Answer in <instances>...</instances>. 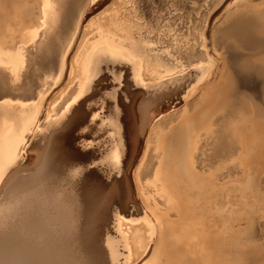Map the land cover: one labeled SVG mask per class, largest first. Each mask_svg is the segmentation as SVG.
Returning a JSON list of instances; mask_svg holds the SVG:
<instances>
[{"label":"bare ground","instance_id":"obj_1","mask_svg":"<svg viewBox=\"0 0 264 264\" xmlns=\"http://www.w3.org/2000/svg\"><path fill=\"white\" fill-rule=\"evenodd\" d=\"M103 1L97 5L101 7ZM117 1L120 5L127 3L125 0ZM205 1H198V8L203 7ZM150 2L157 3L156 0ZM45 3L49 7H44ZM84 5L85 0H59L57 12L53 0H0V40L4 44V47L0 48V97L20 101L19 105L0 103V264H119L126 257L125 251L131 247L139 250L135 251L132 263L129 261L130 264H135V261L139 262L144 256L141 250L148 248L152 243L150 256L140 264H177L178 260V264H264V238L261 236L259 223L255 220L248 231L256 240L244 246L241 258L232 262L219 254L207 255L206 250L202 252L205 253L202 257L191 258L195 254L192 250L201 245L203 235L195 225L182 222L183 218L174 224L179 231L167 230L161 222L159 227L156 226V230L155 223L147 221V237L139 231L133 232L129 237L119 235L118 232L114 234L115 228L111 233L104 231L106 219L111 216L116 205H121L123 210H126L130 203L133 208L135 205L138 207V201L120 166L126 150L119 125V109L115 107L116 110L102 120L101 124H91L92 110L115 98V91H110L105 86L109 84V77L114 75L113 72L109 71L100 80H96L100 69L99 61H104L105 68L109 67L108 61L113 58H127L131 61L130 71L122 74L124 89L133 99L141 67L144 66L149 70V75L155 76L177 68L169 53L160 54L162 49L142 45L143 41L155 42L156 37H139L138 42L128 44L111 37L106 39L107 32L128 38V32L136 31V16L122 24L123 28L129 26L131 29H103L102 33L95 35L91 43L85 46L80 56L70 57V73L64 77L61 90L57 93L71 89L66 97L72 99L83 88L85 94L66 115H59V118L52 121L49 134L45 138L35 140L41 134V131L37 132L35 128L42 129V124L49 114L59 112L57 108L51 107L56 99L47 101L40 93L35 92V88L52 71H63V47L78 20V15H83V20L89 22L97 12L91 9L88 14L87 10H82ZM119 12L110 18L117 16ZM132 13L136 15L135 6ZM74 18L76 21H73ZM110 18H107V21ZM158 18L161 19L162 16ZM147 21L148 29H155L151 16ZM110 24L114 25V20H111ZM159 24L160 22H156V25ZM96 26H93V29ZM98 26L101 28L103 24ZM164 27H167V24ZM33 33L36 35L33 36ZM219 38L232 44L237 49L236 53L242 55L236 62V58L232 59L235 62L232 65H235L238 74L248 80L258 77L264 79V60L257 56L248 59L246 56L264 52V20L260 26L243 20L233 21L224 28ZM29 39L34 42L29 44ZM13 51L16 54H10ZM153 51L157 53L151 54ZM121 67L129 66L117 63L111 65V68L115 69ZM5 92L7 95H4ZM237 101L239 100H236V103ZM235 111L233 114H236ZM32 119L37 121L35 125L29 123ZM153 120L154 117L151 116L149 125ZM26 123H29L28 131L24 135L26 144L21 145L17 154L12 155L10 131L14 134ZM165 124H168V121L163 120L158 127ZM153 131L154 129L150 133ZM181 135L183 133L177 130L163 142V157L161 153L151 157L154 161L147 164L144 173L147 176L149 170L153 169L152 173L155 174L159 185L167 187L176 197H185L182 203L180 201V206L187 210L186 197L190 196L186 193L190 188L185 189L184 180L188 178L184 176L183 180L179 174L181 169L175 164L178 161H183V164L187 162L189 144L183 141L185 134ZM230 137L231 134L223 138L226 144L221 142L222 145L218 143L219 145L212 147L215 148L214 154L210 156L211 160L214 159L213 162L217 160L216 157L225 158L237 150L235 139ZM133 145L137 153V140ZM117 152L120 157L119 164L112 158ZM25 153L28 155L26 163ZM137 163L138 160L135 166H138ZM188 164L190 165V161ZM76 170H79V173L74 176ZM202 189L201 187L196 194L200 199L208 196V193H204L207 189L201 193ZM243 194L241 188L238 196L243 199ZM138 196L143 200L141 193ZM233 196L235 194L231 193V198ZM260 240H263V243Z\"/></svg>","mask_w":264,"mask_h":264},{"label":"rangeland","instance_id":"obj_2","mask_svg":"<svg viewBox=\"0 0 264 264\" xmlns=\"http://www.w3.org/2000/svg\"><path fill=\"white\" fill-rule=\"evenodd\" d=\"M102 1L97 0V3ZM150 1L125 0L127 3L120 5L117 0H104L100 7L97 3L92 4L91 0H85L82 10L85 12L87 10L89 14L91 9H95L97 11L94 13L95 18L93 17L89 22L83 20V15V17L78 15L77 21V16L74 18L76 24L63 47V71L59 72V69L52 71L35 88V92L40 93L47 101L56 99L51 107L55 105L53 108L59 110L58 113H51V119L49 116L45 119L41 134L35 140L38 141L49 134L52 121L59 118V115H66L64 108L76 97L75 95L72 99L67 98L71 89L64 90L61 94L57 93L61 90L64 77L70 73L72 62L70 57L80 56L85 46L91 43L95 35L102 33L103 29L111 28L118 31L131 29L129 26L123 28L122 24L136 16L138 23L136 31L128 32L126 34L128 38L107 32L106 39L111 37L128 44L138 42L139 37L149 39L156 37L155 42L143 41L142 45L162 49L160 54L169 53L170 58L175 60L177 68L155 76L149 75V70L144 66L141 67L138 71L140 77L138 87L133 91L134 99L124 89L123 84L122 89L118 93L115 92L114 100L96 106L91 112V124L95 126L112 114L115 107L119 109V125L123 132L126 150L120 166L123 175L130 181L138 201V207L135 205L133 208L130 203L126 210H123L124 207L121 205H116L112 209L111 216L106 219L104 231L111 233L115 228L114 234L118 232L119 235L123 234L126 237L139 231L147 237L149 235L147 221H153L155 227H159L161 222L167 230L179 231L174 224L183 218L182 222L195 225L203 235L200 240L203 244L200 242V246L191 249L195 252L191 258L214 253L232 262L241 258L244 246L256 240L255 236L249 233L253 220L259 223L261 236L264 238V79L258 77L259 80H248L238 74L235 65L232 64L242 55L236 53L237 49L232 44L221 41L219 36L233 21L243 20L260 26L264 20V0H247V2L206 0L201 8L196 4L200 0H156L157 3ZM53 3L58 12L59 0H53ZM134 6L136 15L132 13ZM196 10H199L198 13H195ZM117 12H119L117 16L110 18ZM160 15L161 19L158 18ZM149 16L155 29H148ZM107 18L110 19L107 21ZM111 20H114V25L110 24ZM156 22L160 24L156 25ZM99 24H103V27L100 28ZM165 24L167 27H164ZM95 25L97 26L93 29ZM156 53L157 51H153L151 54ZM263 53L246 56L248 59L257 56L264 60ZM232 59H235V62ZM111 83L112 81L109 80V84L105 85L106 89H110ZM236 100L239 101L236 103ZM76 104H73L68 111ZM233 107H236L237 112ZM250 109L253 112L248 111ZM234 111L236 114H233ZM151 116L154 120L149 125ZM227 116L230 118L228 119ZM171 119L173 120L169 122ZM163 120L168 121V124L158 127ZM158 128L161 129L160 132ZM153 129L154 131L150 133ZM177 130L185 134L183 141L189 144L187 162L183 164V161L177 163L173 161L178 169H181L178 171L181 172L179 174L182 175L183 180L185 177L189 179L184 180L185 189L190 188L186 193L190 196L186 197L187 210L180 206V201L182 203L185 197L183 195L176 197L167 187L159 185L155 174L152 173L153 169L149 170L152 174L146 176L144 173L147 164L154 161L153 156L161 153L163 157V142ZM230 134V138L235 139L238 145L237 150L228 157H216L217 160L213 162L214 159L211 160L210 156L214 154L215 148L212 147H216L215 145L221 142L226 144L223 138ZM135 140L138 142L137 153L133 145ZM25 157L24 163L28 158L27 153ZM233 160L236 162L230 163ZM200 186L203 188L201 193L206 189L207 192L204 193H208V196L201 199L196 195ZM241 188L244 192L243 199L238 196ZM140 193L143 200L138 196ZM231 193L235 194L232 198ZM156 242L157 240L154 244ZM260 242L263 243V240ZM152 246L153 243L141 250L144 256L139 262L135 261V264H140L150 256ZM136 250L138 249L133 247L127 249L126 257L119 264H130L129 261L132 263ZM204 251L205 253L202 254ZM179 262L180 260L177 264Z\"/></svg>","mask_w":264,"mask_h":264},{"label":"snow or ice","instance_id":"obj_3","mask_svg":"<svg viewBox=\"0 0 264 264\" xmlns=\"http://www.w3.org/2000/svg\"><path fill=\"white\" fill-rule=\"evenodd\" d=\"M92 4H96L97 0H91ZM44 7H49V5L47 3H45ZM46 18V17H45ZM39 30H37L38 32ZM36 33H33V36H35ZM34 41L32 39L28 40V43L31 44ZM4 44L3 41L0 40V48H3ZM154 47V45H153ZM10 54H16L14 51L10 52ZM137 55H139V53H137ZM113 63H117L120 65H128L129 67H121L120 69H115V68H111V65ZM100 64V69L98 71V75L96 76V80H100L106 73H108L109 71L113 72L114 75L110 76L109 78L111 79L112 83L110 86V91H115V92H119L122 89L123 86V80H124V76H123V72L126 71H130V65H131V61L128 60L127 58L124 59H115L113 58L112 60L108 61L109 67L105 68L104 67V61L100 60L99 61ZM195 67V65H194ZM200 67H203V65H200ZM137 79H140V77H137ZM84 89L81 88L80 92L76 95L75 99L71 100V103L68 104L67 107L64 108V112H68V110L72 107L73 104H75L78 100H80L83 95H84ZM4 95H7V92L4 93ZM105 99H110V97H104ZM0 103L8 105V104H15V105H19L20 101L16 100V99H3V97H0ZM24 107H27L28 105H23ZM53 107H55V105H53ZM49 119H51V114H49ZM30 124L35 125L37 123V121L35 119H32L30 122ZM29 123H26L23 128H21L20 130H18L17 132H15L14 134L11 133L10 131V150L12 151V155H15L19 152L21 145H25L26 141L24 139V135L25 133L28 131V127H29ZM35 131L39 132L41 131V129L39 127L35 128ZM14 136V139H12V137ZM113 160L119 164L120 161V157L118 152L113 154ZM236 161H230V163H235ZM79 170H76V172L73 173V175H78ZM0 179H2V177H0ZM120 219H123V217H120Z\"/></svg>","mask_w":264,"mask_h":264}]
</instances>
